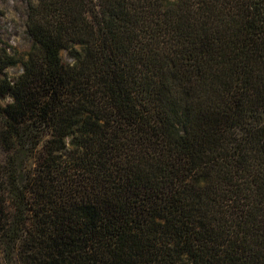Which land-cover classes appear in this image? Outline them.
<instances>
[{
  "label": "trees",
  "instance_id": "1",
  "mask_svg": "<svg viewBox=\"0 0 264 264\" xmlns=\"http://www.w3.org/2000/svg\"><path fill=\"white\" fill-rule=\"evenodd\" d=\"M25 28L0 264H264V0H26Z\"/></svg>",
  "mask_w": 264,
  "mask_h": 264
},
{
  "label": "rangeland",
  "instance_id": "2",
  "mask_svg": "<svg viewBox=\"0 0 264 264\" xmlns=\"http://www.w3.org/2000/svg\"><path fill=\"white\" fill-rule=\"evenodd\" d=\"M26 0H0V39L15 50L18 56L22 55L31 44L25 28ZM65 60H70L65 52ZM21 66L16 65L6 69L8 74H17Z\"/></svg>",
  "mask_w": 264,
  "mask_h": 264
}]
</instances>
